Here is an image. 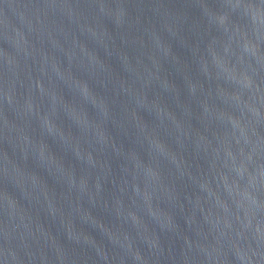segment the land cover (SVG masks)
I'll return each mask as SVG.
<instances>
[{"label": "water", "instance_id": "1", "mask_svg": "<svg viewBox=\"0 0 264 264\" xmlns=\"http://www.w3.org/2000/svg\"><path fill=\"white\" fill-rule=\"evenodd\" d=\"M0 264H264V0H0Z\"/></svg>", "mask_w": 264, "mask_h": 264}]
</instances>
